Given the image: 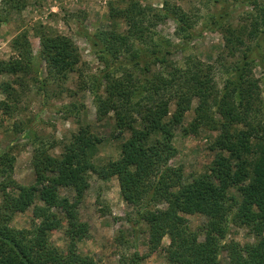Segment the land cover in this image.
<instances>
[{
    "label": "trees",
    "instance_id": "obj_1",
    "mask_svg": "<svg viewBox=\"0 0 264 264\" xmlns=\"http://www.w3.org/2000/svg\"><path fill=\"white\" fill-rule=\"evenodd\" d=\"M18 4L14 7L19 8ZM253 4L259 11L254 18L259 29L264 27V0ZM226 9L220 8L217 25L228 17ZM109 11L112 20L127 24L125 31L119 32L112 26L93 34L81 29V34L104 64L92 87L98 115L112 112L116 131L127 132L129 137L121 144L119 158L103 166L93 160L98 139L85 130L78 132L58 157L36 152L35 182L31 186L19 185L12 179L10 160L0 154V264H96L90 256L80 255L76 245L78 238L89 234L87 223L79 218L78 205L89 187L90 174L99 179L116 177L123 201L134 207L139 221L148 225L150 250L157 249L161 240L169 237L171 263L219 264V251L230 223L253 229L259 239L241 247L238 243L226 244L229 264H264V124L236 129L245 123L242 107L252 100L250 62L257 60L264 69L259 44L243 52L221 92H216L205 68L191 62L185 67L172 63V55L183 51L193 39L189 20L180 7L173 5L167 10L170 15L155 18L149 17L150 11L136 1H129L124 8L111 6ZM169 16L177 24L180 41L154 43L148 37L150 28L156 26V20L163 22ZM38 36L40 56L50 71L62 78L75 71L80 59L69 38L43 31ZM223 38L225 49L234 54L240 39L233 32ZM136 40L144 45L153 43L138 48ZM12 49L16 56L0 62V75L18 76L32 66L25 36L14 39ZM123 54L127 55L125 59ZM123 64L131 66L130 72L126 77H115ZM40 75L39 71L35 73L44 87ZM135 97H139L136 102ZM194 99L195 117L183 132L194 134L206 128L218 132V136L213 142L215 156L208 172L188 179L183 177L181 167L172 168L169 162L176 155L172 143L174 129L181 126ZM171 103L175 105L173 111L169 110ZM232 187L237 188L240 199L228 195ZM62 188L74 191L72 202L60 197ZM36 197L42 205L34 207L36 222L32 228H10L13 215L31 208ZM159 204L167 207L159 209ZM53 207L65 214V226L52 212ZM185 214L207 217L201 235L190 231ZM60 230L66 239L64 250L50 241L51 233ZM199 236L202 241H198Z\"/></svg>",
    "mask_w": 264,
    "mask_h": 264
},
{
    "label": "rangeland",
    "instance_id": "obj_2",
    "mask_svg": "<svg viewBox=\"0 0 264 264\" xmlns=\"http://www.w3.org/2000/svg\"><path fill=\"white\" fill-rule=\"evenodd\" d=\"M129 1H136L149 10L152 18L170 15L167 10L170 11L173 5L181 8L191 25L193 39L187 42L183 51L172 55V63L185 67L191 62L205 68L216 92H221L234 64L250 47L258 43L264 58V27L256 29L254 19L259 11L253 3L260 0H0V62H8L16 56L12 44L19 37H26L32 54V66L27 73L0 75V154L10 160L11 177L17 184H34L36 152L58 157L81 130L98 139L93 155L95 164L103 166L119 158L121 144L129 134L116 131L112 112L103 117L98 115L92 87L104 64L81 34V29L90 34L110 30L112 26L119 32L125 31L127 24L119 19L112 20L109 8H124ZM17 3L19 8L14 7ZM222 6L227 8L228 17L223 24L217 25L215 21ZM156 21V26H150L148 36L154 43L180 41L176 34L177 24L171 16L163 22ZM41 31L65 36L76 46L80 61L75 71L65 78L50 71L40 56L38 35ZM229 32L240 39L234 54L225 49L223 37ZM151 43L144 45L134 41L138 48L150 47ZM126 57L123 54L122 58ZM130 69L131 66L123 64L114 75L126 77ZM38 71L45 81L44 87L36 80ZM249 76L253 81L252 100L244 106L246 109L242 107V118L247 126L241 124L237 126L238 130L264 124V69L258 66L257 60L250 62ZM138 99L135 97L133 101ZM196 105L194 99L181 126L174 129L172 143L176 155L169 162L172 168L181 167L183 177L188 179L208 172L215 156L213 142L218 136V132L206 128H200L194 134L183 132L182 129L188 128L195 117ZM174 108L171 103L169 110ZM9 192L16 195L14 191ZM59 195L72 202L75 193L62 188ZM228 195L240 199L236 187L230 188ZM1 200L0 193V203ZM41 205L36 197L31 208L13 215L9 227L31 229L36 222L34 207ZM157 207L164 210L167 206L159 204ZM52 212L65 226V214L61 209L53 207ZM78 215L89 227L88 237L76 240L78 253L90 256L96 264H133L134 261L135 264H173L168 258L169 237L165 236L157 249L150 250L148 225L139 221L134 207L123 201L116 177L99 179L90 174L89 187L78 205ZM183 217L190 231L201 235L207 217L202 214H185ZM258 239L253 229L229 223L218 255L219 264H229L226 244L238 243L241 247L254 244ZM202 240L199 236L198 241ZM50 241L59 249L66 247L61 230L52 232Z\"/></svg>",
    "mask_w": 264,
    "mask_h": 264
}]
</instances>
